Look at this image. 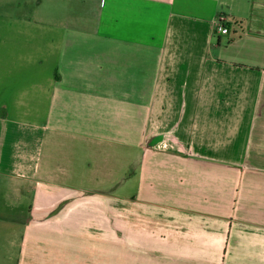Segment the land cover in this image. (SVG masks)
<instances>
[{
  "label": "crops",
  "instance_id": "0c3cea01",
  "mask_svg": "<svg viewBox=\"0 0 264 264\" xmlns=\"http://www.w3.org/2000/svg\"><path fill=\"white\" fill-rule=\"evenodd\" d=\"M0 4V264H264V0Z\"/></svg>",
  "mask_w": 264,
  "mask_h": 264
},
{
  "label": "rangeland",
  "instance_id": "374dc122",
  "mask_svg": "<svg viewBox=\"0 0 264 264\" xmlns=\"http://www.w3.org/2000/svg\"><path fill=\"white\" fill-rule=\"evenodd\" d=\"M3 0H0V3L2 2ZM14 3H17L18 2V0H12ZM3 7V4H0V13H3L2 12V10H4V8H2ZM75 186H77V187H83V188H85L86 187V189L87 190H92V191H96V190H102V189H105L106 191H108V192H110V193H112V194H115V192H116V190H115V188H114V185H106V184H94V183H86V185H78V184H76ZM130 189H131V186L128 184L127 185V188H125L124 189V191H119V192H122V193H125L126 191H130ZM109 250L110 249H108L107 250V252H109ZM98 250L96 249L95 251L93 250H91L90 251V249H88L87 247H86V264H94V263H92L93 262V260H96L97 258H95L96 256H98ZM111 252V251H110ZM113 253L111 252V255H112ZM100 255V254H99ZM109 256L110 255V253H107V254H105V256Z\"/></svg>",
  "mask_w": 264,
  "mask_h": 264
},
{
  "label": "built area",
  "instance_id": "2783aa9c",
  "mask_svg": "<svg viewBox=\"0 0 264 264\" xmlns=\"http://www.w3.org/2000/svg\"><path fill=\"white\" fill-rule=\"evenodd\" d=\"M215 25H216V30L219 33H227V27L225 26V17L220 15L217 17L216 21H215Z\"/></svg>",
  "mask_w": 264,
  "mask_h": 264
}]
</instances>
